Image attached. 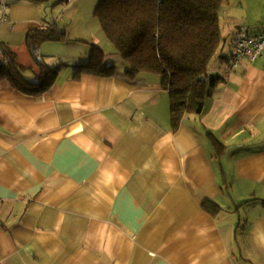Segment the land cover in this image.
Returning <instances> with one entry per match:
<instances>
[{
    "label": "crops",
    "instance_id": "1",
    "mask_svg": "<svg viewBox=\"0 0 264 264\" xmlns=\"http://www.w3.org/2000/svg\"><path fill=\"white\" fill-rule=\"evenodd\" d=\"M77 1L55 6L73 20ZM3 3L6 65L59 74L40 98L0 77V264H264V58L227 71L234 36L264 32V0L226 1L222 80L177 131L160 76L75 80L91 54H46L73 41L28 48L32 29L61 31L51 2Z\"/></svg>",
    "mask_w": 264,
    "mask_h": 264
},
{
    "label": "trees",
    "instance_id": "2",
    "mask_svg": "<svg viewBox=\"0 0 264 264\" xmlns=\"http://www.w3.org/2000/svg\"><path fill=\"white\" fill-rule=\"evenodd\" d=\"M226 1L102 0L97 8L96 16L116 47L115 54L126 76L134 79L146 73L161 77L169 95L171 124L175 131L186 117L202 115L214 88L222 80V77L211 76L210 66L220 55L225 41L222 14ZM57 29V25H53L29 32L27 44L35 60L40 44L67 39V30ZM106 58L107 54L100 47H93L90 61L79 67L74 79L84 75L116 76L117 67L106 63ZM37 65L39 76L33 68L20 67L15 55L10 53L9 63L0 67V77L7 78L18 90L40 98L54 85L59 69H51L42 61H37ZM28 72L35 74V79L28 78ZM218 145V152L224 153L223 145L219 142ZM205 207L211 213L217 212L215 205Z\"/></svg>",
    "mask_w": 264,
    "mask_h": 264
},
{
    "label": "rangeland",
    "instance_id": "3",
    "mask_svg": "<svg viewBox=\"0 0 264 264\" xmlns=\"http://www.w3.org/2000/svg\"><path fill=\"white\" fill-rule=\"evenodd\" d=\"M49 1L51 4L43 3V9L48 11V16L51 21L57 20V18L63 19V22L59 23L61 26L60 30L66 29L67 39L73 42H68L65 48H46V54L69 55L72 52H75V56H77L75 60L79 59V64H81L83 61L88 60V55L91 54L92 45L96 44L107 54V61H111V64H118L119 68L123 65L120 62L121 60L119 56L115 54L116 47L107 38L96 16L97 8L102 0H78L77 4L74 6L77 10V14H75L73 20L62 15V12H60L61 9H58L55 6L60 0H48L47 2ZM52 4H54V6H52ZM56 60L57 58L49 59L50 62ZM116 61L118 63H116ZM53 64H56V62ZM240 224H242L240 226L243 229L244 223Z\"/></svg>",
    "mask_w": 264,
    "mask_h": 264
},
{
    "label": "built area",
    "instance_id": "4",
    "mask_svg": "<svg viewBox=\"0 0 264 264\" xmlns=\"http://www.w3.org/2000/svg\"><path fill=\"white\" fill-rule=\"evenodd\" d=\"M0 9H6L3 0H0ZM8 18L4 13H0V23L7 21ZM3 55L4 50L0 48V67L6 65ZM261 58H264V32L255 36L237 33L234 36V52L227 62V71L236 70L243 62L252 63Z\"/></svg>",
    "mask_w": 264,
    "mask_h": 264
}]
</instances>
